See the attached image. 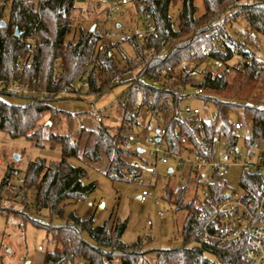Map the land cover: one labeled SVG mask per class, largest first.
<instances>
[{
	"label": "trees",
	"instance_id": "1",
	"mask_svg": "<svg viewBox=\"0 0 264 264\" xmlns=\"http://www.w3.org/2000/svg\"><path fill=\"white\" fill-rule=\"evenodd\" d=\"M1 1L6 5L0 9V19L7 26L0 27V80L29 83L37 95L22 98L29 103L21 107L4 102L0 94V133L6 132L13 139L26 138L36 147L44 148L46 143L51 149L59 147L61 151L57 163L31 162L24 177V187L33 190L36 214L42 211L48 214L49 222H43L20 212L25 223L30 221L35 228L45 231L54 244V249L44 254L43 264H73L80 258L86 264L112 263L115 258H120V264H145L150 253H155L154 264H243L242 247L224 248L201 241V209L194 203H184L187 197L184 192L172 201L174 197L167 186L168 201H172L177 210H187L180 249L144 251L151 242L149 237L133 244L125 243L122 238L127 221L116 217H110L102 226H96L93 218L84 220L74 214L62 226L56 227L52 221L63 219L68 204L84 199L98 188L96 182H84L88 175L86 168L71 165L70 159L82 158L96 164L105 156L109 162L105 175L114 182H130L126 178L132 170L130 161L141 155L138 151H125L123 142L132 139L131 133L146 131L148 134L150 126L164 110L166 98L179 86L189 84L202 88L203 99L217 113L223 126L230 125L231 113L237 114V122L252 132L251 143L264 147V90L255 93L259 84L264 87V64L242 37H234L228 30L235 23H243L252 38L264 37V0H201L202 13L196 0H135L141 7L142 18H150L156 26V33L147 44L154 48L148 65L144 63L146 54L138 48L134 36L117 41L116 46L103 43L100 21L84 20L78 0ZM179 1L181 9L175 22L170 11ZM7 8L9 15L5 14ZM108 11L107 7L106 15ZM78 16L82 22H92L91 26L82 25ZM16 30L21 33L20 37H16ZM71 36L73 39H69ZM102 45L104 49L100 51ZM204 50L209 52V58ZM115 55L123 58L128 69ZM28 56L33 62L23 71L20 65ZM236 57L245 60L242 69L231 65ZM210 58L227 64L215 78L205 74L201 80L191 79L180 69L183 63L189 68ZM127 70L138 72L144 79L115 104L109 115L97 118L87 113L96 122L91 131L82 127L74 132L76 116L52 106L62 99L81 101L88 96L99 99L117 87L115 77ZM86 74H89L87 78ZM129 80L125 79L123 84ZM66 89H69L67 97L61 95ZM143 119H148L145 126ZM65 125L68 130L62 135L59 131ZM53 127H58L59 131H54ZM86 134L88 138L81 146ZM180 135L195 142L192 132L181 117H177L170 122L166 137L173 152L184 148ZM16 172L9 169L3 177L1 201L7 187H13L11 194L21 191L22 187L12 184ZM149 178L157 182L162 176ZM223 190V186L218 187V192ZM2 209L0 206V213L4 212ZM83 233L89 234L94 245L83 239Z\"/></svg>",
	"mask_w": 264,
	"mask_h": 264
},
{
	"label": "built area",
	"instance_id": "2",
	"mask_svg": "<svg viewBox=\"0 0 264 264\" xmlns=\"http://www.w3.org/2000/svg\"><path fill=\"white\" fill-rule=\"evenodd\" d=\"M99 3L107 5L109 18L121 13L127 6L132 7L136 20L133 36L137 40L138 48L146 54L144 63L148 65L154 54V48L147 46L156 33L154 22L150 18H142L141 7L135 0H99ZM5 5L6 3L0 0V9ZM139 20L142 21V26L138 24ZM1 21L0 19V23ZM242 39L246 43L250 40L247 36H243ZM101 40L103 43L116 46L117 41L109 31L101 33ZM103 49L104 45L100 46V51ZM204 51L209 58V52ZM115 56L118 62L128 69L123 58ZM32 62L33 58L28 56L20 68L24 71ZM244 64L245 60L242 59L236 69H242ZM188 66L187 63H183L180 69L187 73V77L201 80L205 74L217 77L227 64L222 60L210 58L196 62L189 68ZM162 74L167 75V72L162 71ZM88 76L89 74H86V78ZM125 79L130 80L123 84ZM143 79L138 72L130 70L118 74L114 84L117 87L126 85L127 88L114 99L115 104ZM86 86L88 87L87 83ZM68 93L69 89H66L61 95L67 97ZM0 94L24 98L37 95V91L33 90L29 83L21 81L7 83L0 80ZM48 96L53 97L54 94ZM203 96L202 88L189 84L179 86L178 90L166 98V106L154 123L155 133L144 139L139 133L130 134L132 139L125 140L122 148L125 151H138L141 157L147 154V159L144 161L141 158L132 159L130 161L132 170L127 173L126 178L131 183L143 186L147 177L162 176L157 171L158 165L169 167L162 176L166 180L165 187L170 189L174 198L184 192L187 195L186 200L201 209V241L224 248L240 246L243 249V264H264V152H261V148L264 147L251 143L252 132L241 122L223 126L217 113L211 110V105ZM92 115L101 118L98 111H93ZM177 117H181L185 127L192 132L195 142L180 135L184 148L173 152L166 143V137L170 122ZM147 121L148 119L146 123ZM242 132L248 134L244 139L245 154L240 152L238 146L239 134ZM221 155H225L228 160L222 161ZM235 167L240 168L243 175L240 192L229 190L224 180ZM18 185L23 187L24 179H19ZM219 186L224 187L222 192H218ZM25 192L26 189L19 193L17 197L19 201L24 202ZM148 196V192L143 191L139 199L144 202ZM156 203L159 204L158 201ZM159 215L163 217L164 214ZM105 264H120V258H115L112 263L107 261Z\"/></svg>",
	"mask_w": 264,
	"mask_h": 264
},
{
	"label": "rangeland",
	"instance_id": "3",
	"mask_svg": "<svg viewBox=\"0 0 264 264\" xmlns=\"http://www.w3.org/2000/svg\"><path fill=\"white\" fill-rule=\"evenodd\" d=\"M38 3L40 0H31ZM115 1V0H109ZM200 13L203 12L201 0H196ZM78 7L83 11V19L92 20L98 19L100 21L99 28L103 32L109 31L113 34L116 41H124L134 35V27L136 25L134 11L131 6H127L121 13L116 14L112 18H107L105 10L107 5L99 3V0H78ZM181 9L180 1L172 7L170 13L177 21ZM6 15H9V8L6 9ZM78 21L82 25L90 27L92 22H82L80 16ZM79 23V24H80ZM138 24L142 26V21L139 20ZM102 25V26H101ZM117 25H121L118 28ZM231 35L241 38L249 36L248 46L252 52L255 53L258 60L264 64V37L256 35L255 38L251 37V32L243 23H235L228 28ZM69 39H73L71 36ZM241 58L237 57L231 65H237L241 62ZM205 67V66H204ZM264 90L262 84H259L255 93L259 94ZM120 89L114 88L105 93L99 99L88 96L86 100H77L76 98L57 100L52 103V106L60 111H65L71 115L76 116V122L73 124L74 132H79L82 127L87 131L93 130L96 126L94 119L85 112L86 103L92 104L95 102V108L104 113H112L114 111V99L119 95ZM1 99L15 106L24 107L29 103L28 99L17 98L13 96H1ZM213 111V108H211ZM105 116V115H104ZM104 116H101L104 117ZM107 116V115H106ZM145 115H143V118ZM65 121L63 119L61 124ZM229 121L235 123L238 120L237 114L231 113ZM143 124H147L143 119ZM60 125V124H59ZM48 126L52 128L49 122ZM61 127V126H59ZM59 131L58 127H53L54 131H58L65 135L68 126ZM49 130H46L48 133ZM156 132V125H151L149 133L141 132V138L144 139L149 134L152 135ZM247 133L239 134L238 146L240 152L245 154V138ZM88 138V134L83 136L81 146H83ZM45 147H36L31 141L26 138L13 139L6 133H0V185L3 177L9 169L16 170L13 176L12 184L18 185L19 179H24L28 166L31 162L36 160H43L47 164L57 163L61 159V151L59 147L51 149L49 144H44ZM264 152V148H261ZM19 156V160L15 159ZM141 159H147V154H144ZM222 161H227L225 155H221ZM69 163L73 166H82L87 170V178L85 183L96 182L98 184L97 190L84 199L70 203L65 208V215L63 219H54L52 224L56 227L62 226L66 223L67 218L74 214L81 219L87 220L93 218L96 226H102L110 217H116L121 221H127V229L123 235V241L128 244H133L139 239L151 238L144 251L151 250H168L180 249L183 247V239L181 235L182 226L187 216V210H177L172 201L167 199V191L165 190L164 178L154 181L147 177L145 186L137 185L127 181H112L109 179L105 172L108 167V159L105 156L101 157V161L96 164H89L82 158H72ZM169 167L158 165L157 171L162 176L165 175ZM242 171L240 168H233L224 177L227 187L231 191H241ZM151 182V183H150ZM26 189L24 204L16 202L19 193ZM13 187H7L4 191L5 197L1 201L0 206L3 208L0 213V262L2 264H25L31 261V264L41 263L42 255L47 251L54 249V244L51 238L43 230L35 228L30 221H24L21 213H25L37 220L49 222L47 212L42 211L41 214H36L34 208L33 190L27 189L24 186L21 191L16 194H11ZM143 191L148 192V197L144 202L140 201V196ZM158 201L159 204L156 202ZM184 203H189L185 200ZM21 212V213H20ZM163 213V217H160ZM83 239L94 245L93 240L88 233H83ZM155 253H150L146 257L145 264H154ZM73 264H86L84 259H77Z\"/></svg>",
	"mask_w": 264,
	"mask_h": 264
},
{
	"label": "crops",
	"instance_id": "4",
	"mask_svg": "<svg viewBox=\"0 0 264 264\" xmlns=\"http://www.w3.org/2000/svg\"><path fill=\"white\" fill-rule=\"evenodd\" d=\"M117 27L118 28H121V25H117ZM117 88H119L120 89V93H119V95L121 94V93H123L125 90H126V88H127V86L126 85H123V86H120V87H117ZM118 95V96H119ZM93 111H98L96 108H95V102H93L92 104H90V103H86V105H85V112L86 113H91L92 114V112ZM100 114H102L101 113V111H98ZM103 116L105 115H109V113H104V114H102ZM108 165H109V163H108ZM108 168V167H107ZM165 250V249H164ZM43 261H44V254L42 255V259H41V263H39V264H43ZM32 262L31 261H28V262H26L25 264H31Z\"/></svg>",
	"mask_w": 264,
	"mask_h": 264
},
{
	"label": "water",
	"instance_id": "5",
	"mask_svg": "<svg viewBox=\"0 0 264 264\" xmlns=\"http://www.w3.org/2000/svg\"><path fill=\"white\" fill-rule=\"evenodd\" d=\"M6 26H7V23L4 20L1 21L0 27H6ZM92 30H95V26L92 27ZM15 35H16V37H20L21 33L18 30H16ZM140 152H142V151H140ZM15 159L19 160V156H15ZM170 172H172V170H170Z\"/></svg>",
	"mask_w": 264,
	"mask_h": 264
}]
</instances>
